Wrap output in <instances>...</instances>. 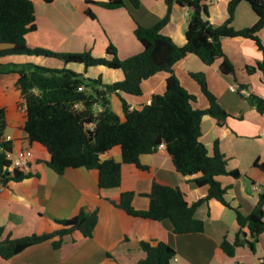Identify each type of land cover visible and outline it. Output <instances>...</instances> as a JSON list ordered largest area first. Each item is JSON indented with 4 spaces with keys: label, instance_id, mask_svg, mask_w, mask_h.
I'll list each match as a JSON object with an SVG mask.
<instances>
[{
    "label": "crops",
    "instance_id": "obj_1",
    "mask_svg": "<svg viewBox=\"0 0 264 264\" xmlns=\"http://www.w3.org/2000/svg\"><path fill=\"white\" fill-rule=\"evenodd\" d=\"M30 1L35 15V30L26 35L30 48L54 53L87 51L96 58H109L106 55L109 44L116 49L121 60L141 53L143 48L133 33L136 25L151 27L166 13L164 0H140L136 9L126 3L125 7L113 10L86 4L87 1L105 3L107 0ZM229 1L208 0V21L213 27L226 20ZM87 8L95 19L85 15ZM188 21V9L174 5L170 20L161 33L182 46ZM256 21L257 16L251 7L242 2L235 10L232 26L239 30L253 26ZM258 37L264 44V27ZM221 45L234 67V76L223 75L219 71L221 60L207 66L194 55H188L176 64L173 72L181 86L195 96L193 107L199 110L206 109L208 103L189 74L203 73L207 89L229 115L222 126H218L213 118L204 116L200 124V141L210 156L215 152L222 155L227 170L237 171L242 176L239 179L221 176L217 181L223 187H229L225 200L247 216L253 210L259 193L264 192V111L260 113L246 96L229 88L242 86L248 96L264 102V76L259 70L247 71L262 61L263 55L248 39L224 38ZM27 63L49 69L66 68L86 79L99 78L103 85L123 80L120 70L102 66L86 69L83 65H64L56 59L25 55L0 58L1 65ZM166 78V73H158L143 81L139 97L121 92L118 96L110 95L111 110L113 108L112 111L122 117L120 99L130 109H140L142 105L149 104L151 95L164 92ZM17 79L18 75L14 73L0 75V109L4 110L6 122L3 138H11L8 143L14 156L29 151L33 157L24 169L30 175L28 178L0 185L3 237L10 235L18 239L54 232L60 228L59 221L92 207L98 209V223L90 239L74 232L62 239L58 249L52 246V242L58 239L55 238L31 246L8 260L0 258V264H136L144 258L141 243L168 245L176 258L169 264H261L264 261V233L255 242V252L247 246L236 248L232 257L222 251V240L233 243L238 226L235 212L214 199L198 206L194 213V217L203 222L204 231L182 235L173 233L169 220L133 217L114 205L122 193L132 192L133 208L146 211L149 204L147 195L153 183L179 189L189 206L207 195V186L199 187L193 182L198 175L182 176L175 170L164 146L153 154L141 155L138 161L142 168L124 164L119 147L102 154V161L112 159L121 164L118 188L99 189L96 170L68 168L62 174H56L47 165V151L27 140L23 130L25 103L16 88ZM84 90L89 92L90 88ZM99 110V106L94 108L95 113ZM246 239L252 241L248 232Z\"/></svg>",
    "mask_w": 264,
    "mask_h": 264
},
{
    "label": "trees",
    "instance_id": "obj_2",
    "mask_svg": "<svg viewBox=\"0 0 264 264\" xmlns=\"http://www.w3.org/2000/svg\"><path fill=\"white\" fill-rule=\"evenodd\" d=\"M242 2L251 7L257 21L251 27L237 30L233 28L232 21L237 6ZM126 3L136 9L140 0L86 2L109 10L123 8ZM164 3L166 13L162 19L151 27L136 25L134 29L142 52L121 60L110 44L106 48L109 58H96L87 51L54 53L30 48L26 43V35L35 30L33 3L30 0H0V58L25 55L56 59L64 65H83L86 69L102 66L120 70L123 80L103 85L99 78L86 79L66 68L49 69L29 63L0 64V75H18L16 88L25 103L23 130L30 143H37L47 151V165L56 174L60 175L68 168L96 170L99 189L118 188L121 184V164L112 159L102 161V154L119 147L124 164L142 168L139 157L153 154L163 145L175 170L182 176L198 175L193 182L199 187L207 186V195L189 206L179 189L153 183L147 195L149 204L146 211L133 208L132 192L122 193L114 205L133 217L153 221L169 220L173 233L182 235L204 231L203 222L197 220L194 213L198 206L214 199L235 212L238 226L233 243L222 240V251L230 257L236 248L242 246L255 252V242L264 233V192L259 193L253 210L247 216L225 200L229 187H223L217 178L229 176L239 179L242 176L237 171L227 170L222 155L217 152L213 156L208 154L200 141V124L204 116H209L216 120L218 126H222L229 115L207 89L203 73L189 74L208 103L206 109H195V96L181 86L173 68L188 55H194L207 66L221 60L219 71L223 75L234 76V67L224 55L221 41L224 38H243L253 41L263 55L262 61L255 67L247 68V71L251 73L259 70L264 76V44L258 37L264 27V0H230L226 7L227 18L218 27H213L208 21V0H164ZM174 5L186 7L189 12L185 43L182 46L161 33L170 20ZM85 15L95 19L88 8ZM158 73L167 74L162 94L151 95L149 104L142 105L140 109H130L120 99L122 117L111 110L110 95L118 96L121 92L139 97L142 82ZM79 87L83 91H79ZM84 88H90V91ZM247 99L263 113V101L252 96H247ZM96 106L100 107L97 113L94 112ZM5 126L4 110L0 109V185L19 182L30 176L23 169L10 167L5 153L11 152V146L3 142ZM97 223L98 209L92 207L81 209L75 216L59 221L60 228L51 233L14 239L10 235L3 237L4 228L0 227V258L8 260L31 246L55 238L58 239L52 242V246L58 249L62 239L74 232L90 239ZM245 230L252 241L246 239ZM140 248L144 258L136 264H169L174 256V251L164 243L156 246L141 243Z\"/></svg>",
    "mask_w": 264,
    "mask_h": 264
},
{
    "label": "built area",
    "instance_id": "obj_3",
    "mask_svg": "<svg viewBox=\"0 0 264 264\" xmlns=\"http://www.w3.org/2000/svg\"><path fill=\"white\" fill-rule=\"evenodd\" d=\"M79 91H83L82 87H79L78 89ZM230 91H236L238 92L240 95L242 96H248V93L246 90H244L243 88H237L235 86H231L229 88ZM77 107V106H76ZM11 138L10 137H6L3 138V142H10ZM163 145H160L159 148H162ZM6 158L10 161L11 164V168H18V169H25L26 163L32 159L33 155L31 154V152L29 151H23L20 154L17 155H13L11 152H6L5 153ZM173 260H176L175 256L172 257Z\"/></svg>",
    "mask_w": 264,
    "mask_h": 264
},
{
    "label": "rangeland",
    "instance_id": "obj_4",
    "mask_svg": "<svg viewBox=\"0 0 264 264\" xmlns=\"http://www.w3.org/2000/svg\"><path fill=\"white\" fill-rule=\"evenodd\" d=\"M112 100H114V99L112 98ZM112 110H113V108H112Z\"/></svg>",
    "mask_w": 264,
    "mask_h": 264
}]
</instances>
